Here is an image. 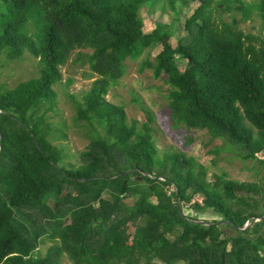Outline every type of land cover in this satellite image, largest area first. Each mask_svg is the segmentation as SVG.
<instances>
[{"label": "trees", "instance_id": "16d2710c", "mask_svg": "<svg viewBox=\"0 0 264 264\" xmlns=\"http://www.w3.org/2000/svg\"><path fill=\"white\" fill-rule=\"evenodd\" d=\"M150 1L0 0V55L28 52L42 65L38 77L0 87V264H62L63 255L71 264H264V219L253 223L264 217V176H209L184 153H161L150 114L129 123L106 100L127 59L161 47L139 71L167 76L174 123L264 165V35L240 28L258 16L264 32V0H183L199 5L176 47L162 23L145 32L140 10L159 0ZM223 11L242 18L222 21ZM86 49L98 78L81 102L72 98L90 138L75 165L53 142L49 115L62 67ZM195 195L202 204L190 203ZM187 208L221 219L198 223ZM44 240L55 245L41 256Z\"/></svg>", "mask_w": 264, "mask_h": 264}, {"label": "rangeland", "instance_id": "374dc122", "mask_svg": "<svg viewBox=\"0 0 264 264\" xmlns=\"http://www.w3.org/2000/svg\"><path fill=\"white\" fill-rule=\"evenodd\" d=\"M170 1L159 0L152 5L153 0H151L149 5L152 6L142 8L140 16L145 23V32H150L157 23L166 25L170 30V41L173 47H176V40L184 35L185 18L190 16L199 4L188 2L189 4L185 6L183 0H175L173 6ZM260 1L246 0L250 4H259ZM216 13L217 18L220 16L225 22L242 18V14L234 11ZM240 28L248 34L264 35L258 16L249 22H243ZM160 51L161 47H157L146 51L136 60L127 59L125 75L111 86L106 100L113 105L123 106L129 123L132 121L138 124L146 123L147 117L150 118L151 115L154 138L161 153L169 151L184 153L188 159L194 160L207 169L209 176L223 174L229 179L242 181L256 180L264 176V165L257 160L245 161L242 158V152L235 151L229 141L213 139L206 130L188 129L174 123L172 111L169 108L170 86L166 83L167 76L163 74L161 78L156 79L150 69L139 71L142 61L145 59L153 61ZM91 52L89 49L76 50L69 62L62 67V82L56 87L57 107L55 112L49 115L55 129L53 142L65 150L66 161L75 165L80 164V154L86 150L90 138L87 124L76 121L77 108L72 98L76 102H81L84 93L98 78L90 70L85 56L82 55ZM78 57H81L80 61ZM178 63L183 69L184 63L179 59ZM41 67L40 60L28 52L18 59L10 60L4 50L0 55V87L13 88L22 81L36 78L40 75ZM69 81H71L70 84H68ZM183 212L188 217L199 221L221 219L211 212L195 213L188 208ZM227 231L233 232L231 229ZM54 245L55 243L50 240H44L38 249V254L44 256ZM61 263L71 264V260L67 255H63Z\"/></svg>", "mask_w": 264, "mask_h": 264}, {"label": "built area", "instance_id": "2783aa9c", "mask_svg": "<svg viewBox=\"0 0 264 264\" xmlns=\"http://www.w3.org/2000/svg\"><path fill=\"white\" fill-rule=\"evenodd\" d=\"M190 203H191V204H193V203L202 204V203H203V197H200L199 195H195V196L192 198V200H191Z\"/></svg>", "mask_w": 264, "mask_h": 264}, {"label": "water", "instance_id": "95a60500", "mask_svg": "<svg viewBox=\"0 0 264 264\" xmlns=\"http://www.w3.org/2000/svg\"><path fill=\"white\" fill-rule=\"evenodd\" d=\"M180 212L182 213V210H181V209H180ZM262 219H264V217L259 218V219H258V218H255V220L253 221V223L258 222V221H260V220H262ZM198 223L206 224V223L203 222V221L198 222ZM253 223H249V224H247L246 229H247L249 226H251Z\"/></svg>", "mask_w": 264, "mask_h": 264}]
</instances>
